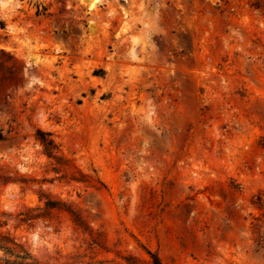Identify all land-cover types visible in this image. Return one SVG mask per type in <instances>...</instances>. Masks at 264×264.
Wrapping results in <instances>:
<instances>
[{
  "label": "rangeland",
  "instance_id": "374dc122",
  "mask_svg": "<svg viewBox=\"0 0 264 264\" xmlns=\"http://www.w3.org/2000/svg\"><path fill=\"white\" fill-rule=\"evenodd\" d=\"M0 234L35 264H264V0H0Z\"/></svg>",
  "mask_w": 264,
  "mask_h": 264
},
{
  "label": "trees",
  "instance_id": "16d2710c",
  "mask_svg": "<svg viewBox=\"0 0 264 264\" xmlns=\"http://www.w3.org/2000/svg\"><path fill=\"white\" fill-rule=\"evenodd\" d=\"M49 135L47 133H43L38 131L36 135L37 142L41 145L43 149V154L48 159H55V154L57 153V149L51 139H49ZM49 206V204H47ZM0 252L9 257H14L19 260L18 264H35L32 259L29 257V254L21 249L18 245H16L13 240L9 239V237L0 234ZM152 258V264H160L159 260L150 255Z\"/></svg>",
  "mask_w": 264,
  "mask_h": 264
}]
</instances>
